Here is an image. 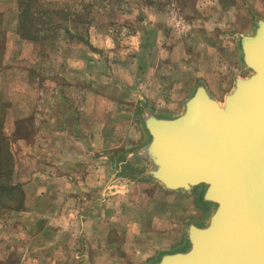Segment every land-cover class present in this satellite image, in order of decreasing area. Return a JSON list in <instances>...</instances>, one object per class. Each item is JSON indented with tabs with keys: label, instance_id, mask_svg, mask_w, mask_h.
<instances>
[{
	"label": "rangeland",
	"instance_id": "1",
	"mask_svg": "<svg viewBox=\"0 0 264 264\" xmlns=\"http://www.w3.org/2000/svg\"><path fill=\"white\" fill-rule=\"evenodd\" d=\"M257 17L264 18V0H0V67L25 70L26 86H19L27 88L30 110L21 119L9 111L10 139L35 143L38 89L42 96L56 89L64 119H90L91 130L83 174L42 179L34 158L19 167L18 148L10 145L23 199L17 210L0 207V264H149L163 250L181 246L187 222H201L209 207L197 201L200 188L170 191L145 175L149 163L135 155L146 138L140 115L147 108L179 113L198 81L221 101L233 78L249 73L240 63L238 37L251 31ZM32 30L37 34L30 37ZM137 50L150 95L134 111L136 104L131 110L129 101L122 104L130 100L123 79ZM88 87L119 104L91 95L83 105L81 89ZM70 95L80 108L74 116L67 112ZM0 96L6 114L10 98ZM52 147H44L49 157H68L66 167L80 162L75 158L82 143L59 139ZM41 179L47 182L42 190Z\"/></svg>",
	"mask_w": 264,
	"mask_h": 264
},
{
	"label": "water",
	"instance_id": "2",
	"mask_svg": "<svg viewBox=\"0 0 264 264\" xmlns=\"http://www.w3.org/2000/svg\"><path fill=\"white\" fill-rule=\"evenodd\" d=\"M248 74L216 100L198 81L174 115L147 108L135 155L145 175L170 191L200 188L209 207L189 221L181 246L149 264H264V18L238 37Z\"/></svg>",
	"mask_w": 264,
	"mask_h": 264
},
{
	"label": "crops",
	"instance_id": "3",
	"mask_svg": "<svg viewBox=\"0 0 264 264\" xmlns=\"http://www.w3.org/2000/svg\"><path fill=\"white\" fill-rule=\"evenodd\" d=\"M130 10H132V8ZM137 12L139 11L137 10ZM129 13L130 11L127 14ZM148 13L150 16L153 14L151 10H149ZM120 14L122 15L124 13L120 12ZM131 37L139 38V36L135 34H132ZM88 45H91V44L88 42ZM88 45L87 47H89ZM136 46L139 48V44ZM161 47L162 46H160L159 48ZM153 49L154 50L152 49L149 50L150 51L149 52L150 62L151 61L154 62L155 58H153V56H155L156 52L159 51L157 47ZM137 52L138 50L136 51V53ZM140 57L141 56L138 55L137 53V56L131 59V65H130L131 67H130V71L128 72L129 74L125 75L126 77L125 79H123V81L125 82V89H124L125 95L129 97L130 100L125 98L126 100H122L123 102L122 104H124L125 101H129L130 105H128V107L130 110L133 109V106L136 104L137 106L134 107L135 108L134 111L139 109L138 106L141 105L140 104L141 98L144 97L147 99L148 98L147 95H150L148 94V92L150 91V87L148 88L147 86L149 84V81L145 82L146 78L142 77L141 75L143 72L147 71L145 70L146 63H144V60H141ZM22 71L23 69H15L14 67H10V66L0 67V95L4 96L8 94L9 96L8 98H10V103L8 107L6 108L8 110V113L4 115L3 126H2V131L4 135L9 138L10 152H11L10 145L14 144L15 147L19 149V150L17 149L18 153H16L18 157L19 167L20 165L26 167L25 163L28 160H32V158H34V161L36 162L35 173L36 175L41 176L42 179L44 176H47V175L53 176V174H56V176H61V174H73V175L83 174L84 173L83 171L84 160L85 159L86 161L89 160L90 154H91L89 147H87L85 151V146H84L87 140L90 141V133H91L90 132L91 131L90 130V119L86 121V119L83 118L81 121V124H80V121H78L79 116H78V119H76L75 117H74L75 119L74 118L68 119V120L64 119V115L66 113L64 112L63 109H60L61 106L59 107V105L57 104V99H59L60 96L59 94L57 95L56 89L51 92L53 93L52 96H49V95L42 96V90L38 89L37 96L40 102L37 103L36 109H38L40 113V117H39L40 120H38L37 122L39 125V128L37 129L35 143L33 145L28 143L25 137H19L14 140L10 139L11 129L10 127H8V124H7V119L9 117V111L10 110L13 111V113L15 114V117L19 119L25 117L30 112L29 107L27 105L28 96L25 97L27 88L24 87L21 89V86H19L20 83H23L26 86L25 84L26 82L24 83V81H22L23 79L27 78L26 72L24 70V73H22ZM52 86H55V85L52 83ZM64 88L65 90H67L66 92L69 95V93H71V88L73 87L72 85L69 84L68 86H65ZM15 89L16 90L19 89L20 92L16 91ZM81 90L82 92L80 95H82V98H80V100L82 101V103L84 102L83 105H85L86 99L90 98L91 95H93L97 99H101L104 97L105 100H108V102L110 103H114V105L119 104V101L117 100V98L114 99L112 97H106L108 96L106 93L102 95L101 93H98L96 91L92 92L91 87H88V90L84 88ZM21 91H25V92L23 93ZM62 92H64V90H62ZM17 96H19L18 98H20V101L16 100ZM68 97L69 98L67 99L68 101L67 105L70 107V110H67V112L72 116H74L75 113L77 114L80 113V108L76 107L74 102H72L75 97L73 98V96L71 95ZM44 98L48 99L47 103H45ZM83 113H84V108H82V114ZM78 123L82 126V130H80V132H78L79 135L75 137L74 133L76 130H74V128H76L77 125H79ZM105 123H106V120H105ZM58 134L61 135V138H58ZM101 134L103 135L104 133L101 132ZM101 134L99 135V137H101ZM59 139H62V142H65V143H72L73 141L77 143H82V152L78 153L75 158L76 161H80V162L76 163V165H73L72 169L65 166L66 164L65 162L66 160H68V157H65L64 160L63 158H60V157L58 158H53L52 156L49 157L50 155L49 150H46L44 148V147L50 148V145H51V148H53L52 147L53 143L59 141ZM99 142H100V147L101 148L104 147L103 139H100ZM32 147L34 148L32 149ZM45 153L47 154V156L44 155ZM12 156L14 157L13 153H12ZM15 158H13L14 162H15ZM107 159L109 160L110 158H107ZM15 168L16 167H14L13 171H15ZM42 179L40 181V186H39L41 190L43 188L42 186L44 185V183L45 185L47 183Z\"/></svg>",
	"mask_w": 264,
	"mask_h": 264
},
{
	"label": "trees",
	"instance_id": "4",
	"mask_svg": "<svg viewBox=\"0 0 264 264\" xmlns=\"http://www.w3.org/2000/svg\"><path fill=\"white\" fill-rule=\"evenodd\" d=\"M19 30L22 31V28L19 27ZM64 31L67 32V30ZM29 33V36L33 37L32 34L36 35L37 31L32 30ZM24 36L25 34H20V37L23 38ZM3 106H5V103L2 102L0 97V207L17 210L22 204L23 190L21 184L14 180V162L9 149V138L2 131L5 115Z\"/></svg>",
	"mask_w": 264,
	"mask_h": 264
}]
</instances>
